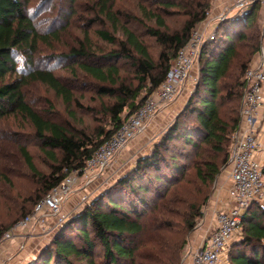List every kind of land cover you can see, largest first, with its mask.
I'll return each mask as SVG.
<instances>
[{
  "label": "trees",
  "instance_id": "1",
  "mask_svg": "<svg viewBox=\"0 0 264 264\" xmlns=\"http://www.w3.org/2000/svg\"><path fill=\"white\" fill-rule=\"evenodd\" d=\"M96 1L99 13L119 29L120 20L111 9L113 0ZM205 6L204 10L192 12L181 32L149 28V33L163 47L157 59L153 58L140 36L126 25L121 26L125 38H118L105 29L97 31L117 48L97 56L99 63L77 62L86 75L97 81V92L101 98H112V101H102L101 104L112 128H102L94 138L85 131L75 132L45 117L28 102L24 87L30 81L47 85L66 103L76 98L68 82L49 67H38L35 56L40 43L48 36L39 32L24 1L0 0V117L22 115L33 125L43 147L60 151V165L45 179L47 191L62 182L68 172L83 169L99 146L162 84L179 48L188 41L193 27L206 16ZM258 10V5L252 7L246 23L236 16L237 20L233 23L221 24L223 32L203 45L198 77L185 106L154 142L150 152L138 157L129 172L92 197L79 213L68 219L54 235L49 248L28 264H75V258H84L88 264H179L185 235L193 229L196 218L202 213L200 205L209 199L211 186L230 158L231 139L241 120L243 76L261 42L255 33L250 35L244 31L255 25ZM254 13L256 18L248 26ZM158 19L164 25V20ZM235 22L239 25H234ZM235 37L249 41L246 61L240 67L243 75H235L231 70L232 60L237 54L233 44ZM223 42L228 43L223 45ZM19 54L25 58L23 68L26 71L20 69ZM68 55L77 59L96 57L91 56L93 54L85 44L72 48ZM121 59L131 61L136 83L122 76L123 64H118ZM226 78L233 79L234 83L226 86ZM178 142L182 143L181 148L175 144ZM185 147L187 151L183 150ZM21 149L27 163L34 169L30 152L24 146ZM191 149L195 153L194 177L186 179L180 193H175L174 189L172 197L166 201V185L176 183L180 176L186 174V164L179 156L185 158L192 155ZM262 171L264 175V165ZM43 196L34 201L31 210ZM167 203H178L186 209L183 226L176 229L184 236L174 245L170 238L172 223L165 218L167 212L174 211L165 208ZM30 211H25L22 217ZM18 219H14L8 227ZM6 229L0 226V237ZM68 229L71 234H67ZM240 232L241 236L231 246L230 263L264 264L263 200L254 201L248 207ZM76 237L81 242H77ZM99 245L101 263L95 256ZM140 247L141 252H138Z\"/></svg>",
  "mask_w": 264,
  "mask_h": 264
},
{
  "label": "rangeland",
  "instance_id": "2",
  "mask_svg": "<svg viewBox=\"0 0 264 264\" xmlns=\"http://www.w3.org/2000/svg\"><path fill=\"white\" fill-rule=\"evenodd\" d=\"M23 1L28 14L34 17L39 32L48 36L46 41L40 43L38 53L35 56L38 67H49L68 82L76 98L75 101L66 103L62 97L58 96L47 85L40 81H30L24 87L28 102L45 117L54 119L70 127L75 132L85 131L94 138L97 137L98 132L102 128H112L108 115L104 112L101 105L102 101L109 102L112 101V98L108 96L101 98L97 92V81L86 75L79 68L77 62L99 63L100 59L97 56L100 57L109 50L117 48L116 44L110 43L98 34L97 31L99 29L108 30L118 38H125L121 31V26L130 27L147 44L153 58L157 59L163 47L149 33V28L181 32L186 22L191 18L192 12L204 10L203 6L207 5V3H209V6H205L206 16L194 26L195 28L204 27L207 40H213L209 38L212 34L217 38L218 34L223 32L224 29L221 28V24L228 25L227 23L230 24L237 20L236 16L226 17L223 20L217 19L216 15L218 13L216 14L215 0H113L111 9L120 20V28L116 29L110 19L99 13L100 7L96 0ZM257 15L255 25L247 27L244 32L250 35L255 33V36L261 41V47L264 15L260 8ZM159 17L164 20V25L160 24ZM255 18L256 14L254 13L249 18L248 26L253 23ZM235 24L237 25L238 23L235 22ZM227 43L223 42L222 44L225 45ZM83 44L93 54L91 56L96 57L88 59L80 57L77 59V57L68 55L72 48H79ZM233 44L237 54L232 60L231 70L233 74L240 75L243 72L240 71L241 64L246 61L245 55L248 51L249 41L247 38L239 39V37H235ZM259 57L260 48L252 55L251 62H257ZM24 59V56L18 55L21 71H26L23 68L25 67ZM251 62L249 65H251ZM118 64H123L122 76L136 83L133 79L134 67L131 61L121 59ZM198 73L199 64H195L184 87L170 102L178 100L174 110L167 115L166 113L164 114L162 117L163 123L160 124L158 129L153 133L141 135L127 148H123L114 156L109 168L104 172L97 174L91 172L89 177L82 173H77L76 175L74 173L75 169L68 172L67 176L73 174L77 176L73 190L63 204V211L68 214V219L79 213L92 197L114 184L121 175L129 172L138 157L150 152L154 142L162 136L175 120L179 111L185 106L195 86ZM224 83L228 86V84H233L234 80L226 78ZM175 144H178L177 146L180 148L183 146L181 142ZM23 146L28 149L32 156L34 169L29 166L22 153L21 148ZM180 148L179 150H181ZM186 149L187 147L183 148L184 151H187ZM191 150L193 151L192 155L185 158L179 156V159L186 164V174L180 176L176 183H168L166 185L167 189H164V191L167 190L165 193L166 201L172 197L174 189H176L175 193H180L183 190L181 185L185 183L186 179L194 177L193 162L195 153L194 149ZM60 157V151H50L41 145L36 137L33 125L22 115L11 114L0 117V222L2 223L0 226L6 229L14 219L22 217L25 211H30L38 197L50 191H47L45 179L52 174L55 167L60 165ZM229 171L230 165L228 161L221 169L220 174L224 172L228 175ZM215 189L216 181L210 188L211 195L209 199L200 205L202 213L196 218L193 229L185 235V243L181 251L179 264H191V253L197 251L209 236L208 227L211 222L208 220L207 222L204 219L206 218L204 212ZM192 194L194 195V192ZM156 200L154 201L156 202ZM165 208H170L174 211L173 213L167 212V215H165V218L172 223L173 232L170 238L172 245H174L184 236L178 233L176 229L183 226V214L186 209L178 203H167ZM206 223L207 227L204 228ZM61 228L62 226L50 233H44L39 230L36 235L27 236L25 239L3 243L0 247V263L4 261L5 264H28L36 260L39 254L49 248L54 235ZM67 234H71L69 229ZM240 236L239 228L223 257L222 264H231L229 258L231 246L234 244V240H238ZM76 240L81 242L78 237H76ZM21 243H24L23 246ZM11 245H15L13 250H10L9 246ZM172 247L174 248V246ZM100 248L101 246L99 245L95 255L99 263L102 262V251H100ZM141 249L140 247L138 252H141ZM171 251L169 250L170 254ZM12 254L18 255L13 256ZM74 262L75 264H88V261L84 258H75ZM124 264L129 263L125 262Z\"/></svg>",
  "mask_w": 264,
  "mask_h": 264
},
{
  "label": "built area",
  "instance_id": "3",
  "mask_svg": "<svg viewBox=\"0 0 264 264\" xmlns=\"http://www.w3.org/2000/svg\"><path fill=\"white\" fill-rule=\"evenodd\" d=\"M215 5L220 7L216 15L219 20L237 16L246 23L254 5H258L264 15V0H215ZM206 35L204 27L191 30L188 41L179 48L162 84L99 146L83 169L74 170L76 175L82 173L89 177L91 172H104L118 152L146 131L159 110L180 93L195 64H199L202 47L208 39ZM209 38L213 39L214 35ZM243 83L241 120L230 147V204L216 213V225L203 245L191 253V264H222L248 207L254 201L264 200V145L259 138L264 122V21L260 57L246 70ZM75 174L51 188L28 214L6 229L0 237V245L36 235L39 230L50 233L63 226L69 217L63 211V204L73 190ZM21 244L23 246L24 243Z\"/></svg>",
  "mask_w": 264,
  "mask_h": 264
},
{
  "label": "crops",
  "instance_id": "4",
  "mask_svg": "<svg viewBox=\"0 0 264 264\" xmlns=\"http://www.w3.org/2000/svg\"><path fill=\"white\" fill-rule=\"evenodd\" d=\"M215 9H216V14L220 12V7L218 5H215ZM177 101L178 100H175L172 103H170L169 105L167 104L164 107H162L159 110V112L154 116V118L150 121L146 131L144 133L140 134L139 136H137L136 138H134L133 140H131L129 142V144L126 145L124 148H127L133 141H135L141 135H143V134L145 135L146 133H153L155 130H157L158 127L160 126V124L163 123L162 117L164 116V114L166 113V115H167L168 113L172 112V110H174V107L177 104ZM259 138L264 145V122L262 123L260 131H259ZM263 158H264V155H263ZM226 179H227V181H226ZM230 184H231V181H230V177H229V172H228V175L225 174L224 172L219 174V176L217 177V180H216L215 192L213 193V196L210 199V203L204 212V216L206 217L204 219H206V221L208 220L211 222V225L208 227L209 233L214 228V226L216 225V213L220 209L225 208L230 204L231 199H230V196L228 193V189H229ZM205 227H207V223H206V225H204V228ZM1 245H0V247H1ZM14 246L15 245L9 246L10 250L11 249L13 250ZM12 255L16 256L18 254H12ZM14 258H16V257H14Z\"/></svg>",
  "mask_w": 264,
  "mask_h": 264
}]
</instances>
